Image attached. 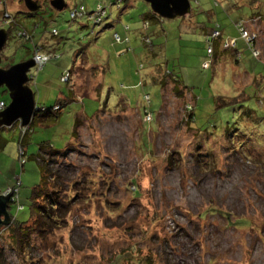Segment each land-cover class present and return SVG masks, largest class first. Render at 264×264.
I'll use <instances>...</instances> for the list:
<instances>
[{
    "label": "rangeland",
    "instance_id": "rangeland-1",
    "mask_svg": "<svg viewBox=\"0 0 264 264\" xmlns=\"http://www.w3.org/2000/svg\"><path fill=\"white\" fill-rule=\"evenodd\" d=\"M34 1L39 15L26 18L24 0H0V29L9 30L10 16L29 28L40 25L34 42L12 31L2 54L18 64L32 59L36 44L56 55L42 70H30L27 86L36 108L61 104L62 111L56 122L39 118L29 134L23 131L26 155L19 150V125L0 132L7 142L0 152V195L14 197L9 213L15 220L31 219L32 190L41 182L32 156L46 146L67 153L46 158L72 205L65 223L33 236L22 252L13 248L11 228L1 226L0 264H110L133 247L134 256L140 252L134 263L264 264V0H190V17L150 23L145 34L152 49L142 43L143 15L150 10L144 0H122V15L117 0H65L63 11L54 10L52 0ZM99 3L112 12L113 27H94L87 17L71 22L72 9L83 5L91 12ZM217 26L226 41H237L240 57L222 45L208 57L206 37ZM240 26L256 34L260 59ZM116 33L130 42L116 43ZM156 65L188 87L186 98H178L170 77H163L164 89L156 84L162 78ZM242 91L247 100L237 104ZM146 95L151 124L142 115ZM219 97L225 105H217ZM0 102H11L5 87ZM187 104L194 108L193 127Z\"/></svg>",
    "mask_w": 264,
    "mask_h": 264
},
{
    "label": "trees",
    "instance_id": "trees-1",
    "mask_svg": "<svg viewBox=\"0 0 264 264\" xmlns=\"http://www.w3.org/2000/svg\"><path fill=\"white\" fill-rule=\"evenodd\" d=\"M122 2H123L122 0H117L115 3H113V5L117 6V9H119L121 11V13H120L121 15H122V13L125 12V9L127 8V7L121 8L120 5L122 4ZM99 5H102L107 10V17H105L102 20V22L96 23L95 21L90 20L89 17L91 15V13L96 11V9H97V7ZM80 8H84V10H85L84 12L85 13L79 19L87 17L88 21L94 22V27L95 26H101L104 23L105 27L107 28L108 27L107 22H109V21L111 22V20H112L111 19L112 18V12H109L108 8L106 7V5H104L102 3H99L96 6L95 10L91 11V12H88L87 9L83 5L80 6V7H75L72 10H76V11L78 10L79 11ZM24 15H25L24 17H26V18H32L34 16H38L39 13H30V12H28V13H26ZM191 15H192V13L189 16H191ZM189 16H187V17H189ZM9 18H10V21H11L10 23L11 24H9V26H8L9 30H7L8 34H9L8 39L11 37V32L15 31L17 39L21 38L22 42H24V43H29V42H32V41L34 42V38H35V36L37 35V32H38L36 30L40 28L39 27L40 25L37 22H32V25H29V26H32V27H30L31 28L30 29L28 26H25L22 23V21L19 20L18 16H10ZM260 19L263 20L262 17H260ZM70 20H71V22H76L78 19H72L71 16H70ZM162 20H163V18H161L160 16L155 14L151 9L149 10V12H147V13H145L143 15V31H144V33H142V43L146 47V49L147 48L152 49L154 47L152 39H151V36L145 34L149 30L150 23L151 24H158ZM111 25H113V23H111ZM219 28L220 27L217 26L210 33V35L206 37L207 43H208V40H209V41L212 42V45H213V54H212V56H209V54H208V57H210V59L211 58L213 59V57L216 54L215 53L216 52V50H215L216 46H218V45H220V46L222 45L223 46V44L225 42H227L226 40H223L221 31H220ZM237 28L239 29L238 25H237ZM124 29H125L126 34L130 32V28L129 27H125ZM215 31H218L220 33V37L215 39V40H212L211 39V35ZM52 35L54 37H58V31L57 30H53L52 31ZM116 36H118L120 38L119 42H117ZM113 39L118 44H128L130 42V38L128 37V35H126V37L123 38L118 33L114 34ZM256 42L253 43L252 50L256 49V46H257ZM37 47H39V46L34 44V49H33V51H31L33 53V56H32L33 60H34L36 54H38V53L43 54V55H47V56L50 57V59L48 60V62L46 64H48L53 58H56V55H52V53L45 52V47H39V48L43 49L44 51L37 50ZM226 50H233L234 54L237 57L241 56V53H239L236 50V48H231V49H226ZM152 53L154 55V51L153 50H152ZM207 53H208V51H207ZM252 53H253V51H252ZM254 57L260 59V56H258V57L254 56ZM210 59L208 61H206L205 63L209 62V64L211 65L212 62H211ZM29 60H31V59H29ZM25 61H27V59H24L22 62H25ZM204 64H203V68H204ZM13 65H15V64L14 63H10L7 59H4L3 54H2V65H1V67L4 68V69H9ZM210 65H209L208 68H210ZM139 68L141 70L142 69V65ZM208 68H204V69H208ZM155 69H156L157 75H160V77H162L160 79V81L156 82V84H159L162 87V89H164V85H163V82H162L163 81V77H170L174 81L173 91H176V93L178 94V98H180V99L186 98L187 94H189V89H188V87H186L184 85V83L179 78H177V77L173 78V76H171L169 73H166L165 71H164V73H161V72H163V70L161 69V67H158L157 65H156ZM38 70L40 71L42 69L38 68ZM155 75H156V73H155ZM66 76H68V78H70L71 72L68 75H66V74L62 75V81L66 82V83H69V81H67V80L64 81V78ZM31 81H32V79H31ZM154 81H156L155 78H154ZM257 82H258L257 79H255L254 83H257ZM147 97H148V99H147ZM234 99H236L237 104H239V103L245 102L247 100V96L245 95V92L242 91ZM73 101L74 100L68 101V103L69 102H73ZM0 104L1 105L3 104L2 106H4L6 108V105H5L4 102H0ZM144 104L145 105L143 106V111H142V115L144 116V120H145V117L148 116V115H150L152 117V121L151 122H147L146 121L145 124H151L154 121V115L149 110V107L151 105V97L149 95H146L144 97ZM225 104H226V102L224 101L223 97H219L217 99V105L218 106L225 105ZM118 105H117V107H118ZM240 107L242 109L241 112H244V115H248V116H250L252 118V113L253 112L250 109H248L245 105H241ZM37 109L38 110H37L35 116L33 117L31 123L26 128L22 127L20 122L15 123V124L20 126V139H19V150H20V152H21L22 148H24V145H25V142H26V138H27V136L24 135L25 132L23 134V131L25 129H27L28 130L27 132L29 134L32 131L31 130L32 125L39 118L44 121V119H46V118L54 117V120L52 122H56V119H59L60 112L62 111V105L59 104V105L54 106L53 108H37ZM1 111H2V109H1ZM186 113L188 115V122L190 123V126L193 127V125H195L194 124L195 123L194 108L187 104ZM248 120H250V119H248ZM79 125H80V121H79V118H78L76 123H75V129H74V135L75 136H76V129L79 127ZM16 126H14V127H16ZM22 128H24V129H22ZM6 129H12V128L11 127L10 128H6V127H3V126H0V132L4 131ZM197 130L199 131V129H197ZM146 142H147V140L144 138V147L146 146V144H145ZM6 145H7V142L3 138L0 137V152H1V150H4ZM48 149L49 150L50 149L53 150L51 147L44 146V147H41L40 154H38L36 156L35 155L32 156V159H35L38 162V164H39V168H40V172H41V182L35 188H33V190H32V194H31V198H30L31 219L29 221H27V222L22 223V222H19V221L15 220L12 217V215L9 213L10 217H11V222L7 226L11 228V233H12L11 240H12V243L14 245L13 248H15L16 252H19V251L22 252L24 247H25V245L26 244H30L29 240L33 236H39V235H42L44 233H47V231H46L47 228L52 230L53 227H55V224L58 225L59 222L65 223V216L68 215L71 212L72 200L63 199V188L59 184V176H58L59 173L55 174L53 172V170H52L53 168L51 167L53 163H52L51 159L48 160V158H46V156H51V157L54 156L55 158L66 157L67 153H60L57 150H53L51 152L52 154L50 155V154L46 153L48 151ZM145 149H147V147H145ZM21 154L22 155H26L25 148L22 150ZM11 198H12V200H11L12 202L10 203V206H11L12 203H15L14 202V197L12 196ZM10 206L8 208V211L10 209ZM18 211H23V209H20L18 207ZM226 216H229V215H226ZM31 222L34 223V227H29L28 226ZM135 249L136 248L133 247V248L127 250L126 252H122V253L116 254L113 257V259L111 260L110 264H129V261H131L132 259H135L136 257H138L140 255L139 254L140 252L137 251L135 253L136 256H134V250ZM145 261H146L145 258L139 259L138 263L137 262L134 263V260H132V264H144Z\"/></svg>",
    "mask_w": 264,
    "mask_h": 264
},
{
    "label": "water",
    "instance_id": "water-1",
    "mask_svg": "<svg viewBox=\"0 0 264 264\" xmlns=\"http://www.w3.org/2000/svg\"><path fill=\"white\" fill-rule=\"evenodd\" d=\"M150 9L166 20L184 18L192 13L190 0H144ZM24 4L30 13H37L41 6L34 0H24ZM51 6L56 11L67 8L65 0H52ZM9 34L7 30L0 29V88L5 87L9 92L10 104L0 112V126L11 127L20 122L22 127H27L37 112L34 94L27 84L31 77L29 72L36 66L33 59L20 62L9 69L2 65V52L7 44ZM11 195H0V227L8 225L11 217L8 208L11 203Z\"/></svg>",
    "mask_w": 264,
    "mask_h": 264
},
{
    "label": "built area",
    "instance_id": "built-area-1",
    "mask_svg": "<svg viewBox=\"0 0 264 264\" xmlns=\"http://www.w3.org/2000/svg\"><path fill=\"white\" fill-rule=\"evenodd\" d=\"M84 11H85L84 8H80L79 11L78 10L77 11L76 10H71L70 16H71L72 19H78V18L83 16V14L85 13ZM105 17H107V10L102 5H99L97 7L96 11L91 13L89 18H90V20H93L96 23H100V22H102V20ZM240 27H241L240 31L242 33V38L247 43V46L252 50L253 43H255L257 41L256 34H252L247 29H245L243 26H240ZM219 37H220V33L218 31H215L211 35V39L212 40H215V39H217ZM116 40H117V42H119L120 38L118 36H116ZM235 45L236 44H235L234 41H227V42H225L223 44V47L225 49H231V48H235ZM207 51H208L209 56H212V54H213V45H212V42L209 41V40H208V50ZM252 51H253V55L254 56H257V57L260 56V53L256 49L252 50ZM49 59H50V57L47 56V55H43V54H40V53L36 54V56L34 58V61L36 63V67L39 68V69H42L43 66H45V64L48 62ZM209 65H210L209 62L205 63L204 64V68H208ZM67 79H68V76H66L64 78V81H66ZM147 99H148V97H147ZM146 121L147 122H151L152 121V117L150 115L146 116L145 117V122ZM9 191H11V190H9ZM20 209H23V207H21Z\"/></svg>",
    "mask_w": 264,
    "mask_h": 264
},
{
    "label": "crops",
    "instance_id": "crops-1",
    "mask_svg": "<svg viewBox=\"0 0 264 264\" xmlns=\"http://www.w3.org/2000/svg\"><path fill=\"white\" fill-rule=\"evenodd\" d=\"M189 17H190V16H189ZM114 22H115V21H112V20H111V22H110V21L107 22V25H108L107 28H111V27H113V26H114ZM249 22H251V20H250ZM111 23H113V25H111ZM219 29H220V28H219ZM213 30H214V29H213ZM213 30H212V31H213ZM212 31H210V33H211ZM220 31H221V30H220ZM210 33H208L207 36H209ZM221 34H222V38H223V40H226V39L224 38V33L221 32ZM234 42H235V44H236V45H235V48H236V46H237V41H234ZM218 46H219V45H218ZM236 50H237V49H236ZM238 52H239V51H238ZM239 53H240V52H239ZM152 77H153V76H152Z\"/></svg>",
    "mask_w": 264,
    "mask_h": 264
},
{
    "label": "clouds",
    "instance_id": "clouds-1",
    "mask_svg": "<svg viewBox=\"0 0 264 264\" xmlns=\"http://www.w3.org/2000/svg\"><path fill=\"white\" fill-rule=\"evenodd\" d=\"M36 67V66H35ZM4 110V109H3ZM11 200H12V198H11Z\"/></svg>",
    "mask_w": 264,
    "mask_h": 264
}]
</instances>
